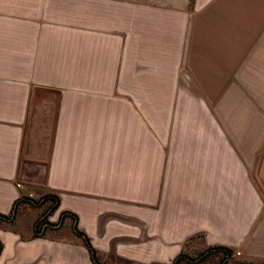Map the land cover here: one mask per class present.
I'll return each instance as SVG.
<instances>
[{
  "label": "crops",
  "instance_id": "crops-1",
  "mask_svg": "<svg viewBox=\"0 0 264 264\" xmlns=\"http://www.w3.org/2000/svg\"><path fill=\"white\" fill-rule=\"evenodd\" d=\"M263 145L264 0H0V264L264 257Z\"/></svg>",
  "mask_w": 264,
  "mask_h": 264
},
{
  "label": "rangeland",
  "instance_id": "rangeland-1",
  "mask_svg": "<svg viewBox=\"0 0 264 264\" xmlns=\"http://www.w3.org/2000/svg\"><path fill=\"white\" fill-rule=\"evenodd\" d=\"M181 94L183 97L186 96H194V94H197L198 97H200L199 91H193L191 89H182ZM185 116H183L184 118ZM188 117V116H187ZM185 119V118H184ZM188 119V118H187ZM173 128V125H172ZM207 128V123L205 121V116L202 115V113L198 112V115L196 117H193L192 121H187L182 123V129H205ZM261 161V184L256 186V190L258 192V196L260 198V206L261 209L264 210V145L262 149V153L260 156ZM40 196H34L32 200H39ZM50 201L44 205H29L28 210L36 212V219H35V225L32 226L33 232H39L42 228L43 223L47 222L48 214L50 213ZM43 214V215H42ZM42 215L41 218H39ZM39 218V219H38ZM260 219H258L259 221ZM251 227L250 232L247 235L245 244L239 248L232 249L231 253V261L235 262H242L244 264H264V257H253L248 256L245 251V249L253 247L251 235L253 231ZM208 246L205 243V236L203 234H194L191 238L187 239L183 245L182 250L189 255L190 257L197 256L200 252L204 251ZM245 249L243 250V248ZM100 258V262L102 264H153V263H164L169 264L170 261H125L120 258H116V256L112 254H105V255H98ZM219 263V256L213 255L211 258H208L204 263L202 264H218ZM64 264H91L90 261H65ZM181 264H188L186 262H181Z\"/></svg>",
  "mask_w": 264,
  "mask_h": 264
},
{
  "label": "trees",
  "instance_id": "trees-1",
  "mask_svg": "<svg viewBox=\"0 0 264 264\" xmlns=\"http://www.w3.org/2000/svg\"><path fill=\"white\" fill-rule=\"evenodd\" d=\"M41 200L40 201H36V200H31L32 203H37V204H42L44 202H46V200H50V211H52L56 205H57V197L56 196H51V195H41L39 197ZM27 198L22 196L19 199H17L14 202V210L18 204V202H20L21 200H26ZM66 213V212H65ZM0 218L3 219H7L8 216L6 215H1L0 214ZM76 233L82 237L83 242L86 246V249L89 253V258H90V262L91 264H102L96 253L95 250L91 247V245L88 242V239L79 231H76ZM192 236L188 237L187 239L191 238ZM231 253H232V249L224 246V245H220V244H212L210 246H208L204 251L200 252L197 256L195 257H190L189 255H187L182 249L170 260L169 264H181V262H186L188 264H202L204 263L208 258H211V256L213 255H218L219 256V263L218 264H244L242 262H235V261H231ZM153 264H164V263H153Z\"/></svg>",
  "mask_w": 264,
  "mask_h": 264
},
{
  "label": "built area",
  "instance_id": "built-area-1",
  "mask_svg": "<svg viewBox=\"0 0 264 264\" xmlns=\"http://www.w3.org/2000/svg\"><path fill=\"white\" fill-rule=\"evenodd\" d=\"M15 187L19 189L21 187V184L20 183H15ZM24 197H29L30 198V197H32V194L28 192V193H26L24 195Z\"/></svg>",
  "mask_w": 264,
  "mask_h": 264
}]
</instances>
